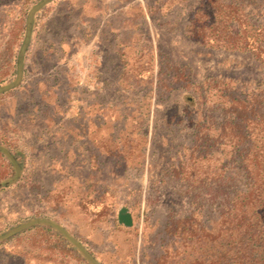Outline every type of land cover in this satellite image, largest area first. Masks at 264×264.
I'll list each match as a JSON object with an SVG mask.
<instances>
[{
  "label": "rangeland",
  "instance_id": "374dc122",
  "mask_svg": "<svg viewBox=\"0 0 264 264\" xmlns=\"http://www.w3.org/2000/svg\"><path fill=\"white\" fill-rule=\"evenodd\" d=\"M262 55L264 0H0V264H212Z\"/></svg>",
  "mask_w": 264,
  "mask_h": 264
},
{
  "label": "trees",
  "instance_id": "16d2710c",
  "mask_svg": "<svg viewBox=\"0 0 264 264\" xmlns=\"http://www.w3.org/2000/svg\"><path fill=\"white\" fill-rule=\"evenodd\" d=\"M235 46L231 42L227 44L228 48ZM258 58L264 63L263 55ZM254 97L256 107L249 109L243 105V110L237 112L236 119L242 125L249 126V122H254L264 127V92H259ZM232 101L236 106L239 105L238 98ZM260 142L259 151L252 153L256 168L248 172L249 181L227 202L233 218L228 222L229 234L225 249L216 254L212 264H264V134ZM246 153L249 156L251 152Z\"/></svg>",
  "mask_w": 264,
  "mask_h": 264
},
{
  "label": "water",
  "instance_id": "95a60500",
  "mask_svg": "<svg viewBox=\"0 0 264 264\" xmlns=\"http://www.w3.org/2000/svg\"><path fill=\"white\" fill-rule=\"evenodd\" d=\"M119 223L131 227L133 225V217L132 214L128 211V208H121L118 214Z\"/></svg>",
  "mask_w": 264,
  "mask_h": 264
}]
</instances>
